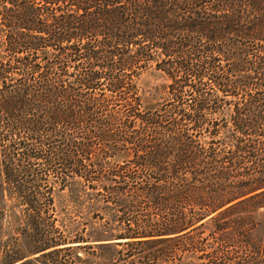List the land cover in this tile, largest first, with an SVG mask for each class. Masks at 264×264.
Here are the masks:
<instances>
[{"label":"trees","instance_id":"trees-1","mask_svg":"<svg viewBox=\"0 0 264 264\" xmlns=\"http://www.w3.org/2000/svg\"><path fill=\"white\" fill-rule=\"evenodd\" d=\"M0 264H264V0H0Z\"/></svg>","mask_w":264,"mask_h":264},{"label":"rangeland","instance_id":"rangeland-1","mask_svg":"<svg viewBox=\"0 0 264 264\" xmlns=\"http://www.w3.org/2000/svg\"><path fill=\"white\" fill-rule=\"evenodd\" d=\"M166 83L167 81L165 77L162 76L159 72H156L155 70H153V68L149 69L146 73L142 74V76L139 79V85H140V88L144 92L145 99L148 101H153V102L155 100L153 99L155 88L159 86H163ZM63 193H65V191ZM64 204H65V201H63V199L60 196H57L55 200V205L58 211ZM3 234H4L3 239H7L9 241L12 236L17 235L13 233L11 230H7V229L3 230ZM18 238L23 243L25 237L22 235H19Z\"/></svg>","mask_w":264,"mask_h":264}]
</instances>
